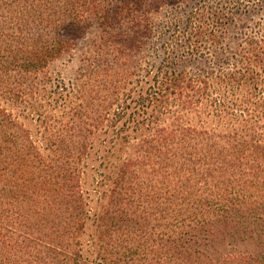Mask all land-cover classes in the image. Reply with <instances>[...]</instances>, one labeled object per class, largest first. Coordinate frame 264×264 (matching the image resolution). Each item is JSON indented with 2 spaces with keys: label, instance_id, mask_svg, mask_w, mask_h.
<instances>
[{
  "label": "trees",
  "instance_id": "16d2710c",
  "mask_svg": "<svg viewBox=\"0 0 264 264\" xmlns=\"http://www.w3.org/2000/svg\"><path fill=\"white\" fill-rule=\"evenodd\" d=\"M111 2L0 0V76L14 72L16 83L27 85L32 75L75 50L93 23L106 28ZM126 3L128 6L129 0ZM210 36L214 38V32ZM104 46V42L94 41L92 53L84 58L92 72L113 68V64L97 60L99 56L94 55H100ZM231 58L248 62L246 73L234 76L233 80H238L237 87L243 95L253 98L264 109V69L258 70L264 65V38L238 44ZM98 61L102 63L96 64ZM119 61L124 70L133 73L125 63L127 60H116ZM215 64L226 69L231 61L219 58ZM150 71L152 91L160 86L161 78L159 71ZM182 77L178 74L169 78L167 90L175 91L172 87H179ZM24 96L23 93L20 99ZM173 101L179 104L181 98ZM101 121L98 125L104 124ZM169 136L174 138L170 132ZM164 137H160L153 150L147 146L148 160H126L108 174L109 179L116 174V183L110 206L98 216L94 226L99 243L94 263L264 264V143H241L232 148L231 154L197 156L196 163L191 165H196L195 171L207 172L202 190L211 197L199 192L200 182L194 198L190 194L194 191L191 178L177 162L181 154L161 150ZM170 140L165 143L175 142ZM59 142V151L64 148L66 155L73 152L66 148L65 139ZM111 143L99 151L102 164L111 163L112 155L123 150L122 141ZM40 150L30 130L0 105V264H89L81 242L87 215L86 210L80 213V176L69 162L59 163L61 156L57 150L49 154ZM155 161L158 170L153 176L147 168L142 170L144 166L156 165ZM140 171L141 176H134ZM167 171L180 181L179 185L173 187L170 178L166 180ZM146 184L159 190L151 197L143 196ZM185 195L188 201L178 204V196ZM143 221L145 241L133 238L124 244L125 240L115 238L114 232H133L131 227L136 225L137 230ZM232 244L241 249L230 251Z\"/></svg>",
  "mask_w": 264,
  "mask_h": 264
},
{
  "label": "rangeland",
  "instance_id": "374dc122",
  "mask_svg": "<svg viewBox=\"0 0 264 264\" xmlns=\"http://www.w3.org/2000/svg\"><path fill=\"white\" fill-rule=\"evenodd\" d=\"M125 4L126 0H112L107 27L93 23L75 50L32 75L27 85L16 83L17 73L0 76V105L30 130L41 152L57 150L59 163L69 162L80 176V213L86 210L87 215L81 242L89 264L97 259L94 226L110 206L116 174L111 179L108 174L116 166L129 159L148 160L147 146L153 150L165 136L161 150L181 154L177 162L191 178L194 191L190 194L196 197V185L201 182L199 192L210 198L202 190L207 172L195 171L191 162L206 153L231 154L241 143H264V109L243 95L238 80H233L246 73L248 62L231 58L238 44L264 38V0H129ZM94 41L104 42L100 55H94L113 64L112 70L95 73L86 66L84 58L92 53ZM219 58L231 64L221 69L215 64ZM118 59L127 60L133 73L124 70ZM263 69L261 65L258 70ZM150 70L159 71L161 78L152 91ZM178 74L183 76L182 83L169 92V78ZM178 98L181 103L175 104ZM100 120L103 125H98ZM116 136L119 139H113ZM62 139L73 150L70 155L56 148ZM118 140L123 150L112 155L111 163L102 164L99 151ZM168 140L175 142L165 143ZM155 162L142 170L147 168L153 176L158 170ZM140 172L134 176L138 178ZM165 174L173 187L179 185L168 171ZM143 186V196L151 197L159 190ZM178 197V204L188 201L187 195ZM143 226L144 221L137 230L136 225L131 227L133 232H114L115 238L125 240L124 244L133 238L145 241ZM235 249L241 248L229 246L230 251Z\"/></svg>",
  "mask_w": 264,
  "mask_h": 264
}]
</instances>
